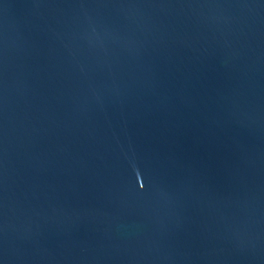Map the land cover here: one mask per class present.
Listing matches in <instances>:
<instances>
[{"label":"water","instance_id":"1","mask_svg":"<svg viewBox=\"0 0 264 264\" xmlns=\"http://www.w3.org/2000/svg\"><path fill=\"white\" fill-rule=\"evenodd\" d=\"M0 264H264V0H0Z\"/></svg>","mask_w":264,"mask_h":264},{"label":"snow or ice","instance_id":"2","mask_svg":"<svg viewBox=\"0 0 264 264\" xmlns=\"http://www.w3.org/2000/svg\"><path fill=\"white\" fill-rule=\"evenodd\" d=\"M143 187V185H141V188Z\"/></svg>","mask_w":264,"mask_h":264}]
</instances>
